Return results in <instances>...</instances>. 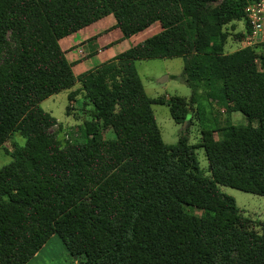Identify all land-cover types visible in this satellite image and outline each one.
<instances>
[{"label": "trees", "instance_id": "trees-1", "mask_svg": "<svg viewBox=\"0 0 264 264\" xmlns=\"http://www.w3.org/2000/svg\"><path fill=\"white\" fill-rule=\"evenodd\" d=\"M246 5L0 0V148L15 133L25 138L0 168V264H27L53 236L78 264H264V235L218 189L264 197V44L259 55L224 48V26L245 18ZM109 16L118 41L153 25L159 31L76 76L79 61L68 57L76 44L64 49L62 41ZM95 37L78 47L89 50ZM171 57L184 59L189 99L149 98L135 62ZM77 81L92 119L83 142L62 144L52 131L57 120L40 103ZM199 99L247 121L217 129V138L202 132L197 147L209 176L187 128L175 145L164 144L151 109L167 105L184 126ZM99 124L115 138L105 139Z\"/></svg>", "mask_w": 264, "mask_h": 264}, {"label": "rangeland", "instance_id": "rangeland-1", "mask_svg": "<svg viewBox=\"0 0 264 264\" xmlns=\"http://www.w3.org/2000/svg\"><path fill=\"white\" fill-rule=\"evenodd\" d=\"M245 1L247 2V7L256 0ZM113 26V17L109 16L97 24L89 26L87 30L78 34L80 36L77 38L74 39L75 36H72L62 41L61 46L64 49L69 44L74 46L77 43L75 50L72 51V56L75 59L74 61H80L82 66L75 69L74 73L76 76L113 59L116 55L128 49L130 45L136 44L159 31L158 26L153 25L129 39L118 41L121 33L119 30L113 29ZM224 30L228 33L224 47L226 53H232L245 47L252 48L258 55L261 53L264 35L260 31L252 34L246 17L227 24L224 26ZM85 31L96 37L91 42V48L83 51L78 45L81 40L86 39L85 35H83L86 33ZM92 49L95 50V54L92 55L94 58L89 59L87 56ZM135 68L149 98L169 100L172 96H180L189 99L191 89L188 87L183 74L184 59L182 57L137 60ZM70 93H75L72 99H68ZM199 93L203 95L202 91H199ZM40 107L57 120V124L52 128V131L56 132L57 139L62 144L78 143L85 140L84 125L86 121L92 119L93 107L85 98L80 82L77 81L72 88L43 100L40 103ZM198 107L200 111H198ZM151 109L164 144L175 145L183 130L187 128L188 142L195 146L196 159L206 176H209V173L205 152L203 148L197 147L201 141L202 132L205 129V131H213L214 137L217 138L218 134L215 131L226 124L240 125L247 123L246 118L241 113L228 112L226 108L219 104L209 103V101L204 99H199L198 103L193 106L191 121L184 126L174 122L167 105L153 104ZM99 131L105 139L115 138L114 132L110 128H104L101 124H99ZM14 144L24 145L25 138L15 133L12 139L7 141L4 147L0 148V168L12 161L9 152L12 151ZM218 189L221 193L233 198L240 214L250 220L251 228L264 235V197L226 186H218ZM196 212L199 213L197 210ZM54 238L58 239L60 244L55 243ZM27 264L78 263L75 257L65 248L62 240L58 236H53Z\"/></svg>", "mask_w": 264, "mask_h": 264}, {"label": "built area", "instance_id": "built-area-1", "mask_svg": "<svg viewBox=\"0 0 264 264\" xmlns=\"http://www.w3.org/2000/svg\"><path fill=\"white\" fill-rule=\"evenodd\" d=\"M245 17L252 34L260 31L264 35V0H256L245 7Z\"/></svg>", "mask_w": 264, "mask_h": 264}, {"label": "crops", "instance_id": "crops-1", "mask_svg": "<svg viewBox=\"0 0 264 264\" xmlns=\"http://www.w3.org/2000/svg\"><path fill=\"white\" fill-rule=\"evenodd\" d=\"M85 30H87V28H86ZM85 32H86V33H84L83 35H85L86 39L89 38V37L95 36V35H91V34H89L87 31H85ZM78 36H80V35H77L76 37H74V39L77 38ZM74 39H73V40H74ZM86 39H83V40H81V41H84V40H86ZM79 42H80V41H79ZM79 42H78V43H79ZM71 43H72V44H75L74 42H71ZM76 44H77V43H76ZM70 46H71V45H70ZM108 48H109V47H108ZM68 57L70 58V60H71L72 62H75V61H74L75 59H74V57L72 56V51L68 53ZM93 58H94V56L89 57V59H93ZM82 61H83V60H82ZM80 66H82L81 62H80V61H79V62H76V63L74 64L73 68H72V69H73V72H75V69H76L77 67H80ZM51 238H52V237H51ZM49 240H50V239H49ZM54 241H55V243H59V244H60V241H58V239H55V238H54ZM44 246H45V245H44ZM44 246H43V247H44ZM36 255H37V254H36ZM36 255H35V256H36Z\"/></svg>", "mask_w": 264, "mask_h": 264}]
</instances>
